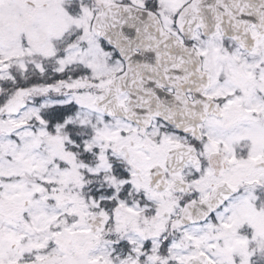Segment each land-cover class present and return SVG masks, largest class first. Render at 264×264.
<instances>
[{
    "label": "snow or ice",
    "instance_id": "1",
    "mask_svg": "<svg viewBox=\"0 0 264 264\" xmlns=\"http://www.w3.org/2000/svg\"><path fill=\"white\" fill-rule=\"evenodd\" d=\"M0 264H264V0H0Z\"/></svg>",
    "mask_w": 264,
    "mask_h": 264
}]
</instances>
